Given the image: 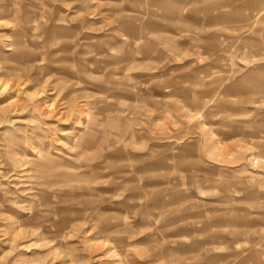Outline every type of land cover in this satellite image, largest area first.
Here are the masks:
<instances>
[{
    "label": "rangeland",
    "instance_id": "rangeland-1",
    "mask_svg": "<svg viewBox=\"0 0 264 264\" xmlns=\"http://www.w3.org/2000/svg\"><path fill=\"white\" fill-rule=\"evenodd\" d=\"M0 264H264V0H0Z\"/></svg>",
    "mask_w": 264,
    "mask_h": 264
}]
</instances>
